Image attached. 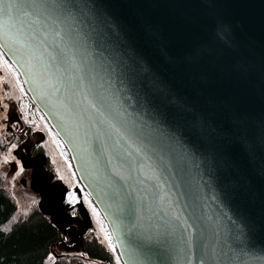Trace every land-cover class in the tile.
I'll return each mask as SVG.
<instances>
[{"label":"water","instance_id":"water-1","mask_svg":"<svg viewBox=\"0 0 264 264\" xmlns=\"http://www.w3.org/2000/svg\"><path fill=\"white\" fill-rule=\"evenodd\" d=\"M15 3L0 49L79 181L40 210L86 193L123 264H264V0Z\"/></svg>","mask_w":264,"mask_h":264},{"label":"rangeland","instance_id":"rangeland-1","mask_svg":"<svg viewBox=\"0 0 264 264\" xmlns=\"http://www.w3.org/2000/svg\"><path fill=\"white\" fill-rule=\"evenodd\" d=\"M7 60L0 49V183L10 194L11 199L14 200L16 215L18 216L21 213L37 208V204L40 201L39 192L33 190L29 184L33 182V185H36L37 182L43 181L45 177L43 174L30 172L31 166L30 168L21 166L22 162L20 163L17 156L18 142L16 144V142L11 140V133L16 131V128L17 130H25L28 138H41V147H43L48 157L47 159L50 161V167L53 170V172H50H52L51 178L55 184L54 192L70 188L79 181L75 174V169L73 170L72 168L71 158H68L61 140L59 142L58 138H56L44 115H41L37 121L35 119L28 120L27 123L29 122L30 126L25 124L20 118L17 108L20 109L19 102L22 95H24L22 96V103L26 105V94L22 89L21 80L17 77L13 66ZM30 130H36V132L30 135L28 133ZM13 144L16 145L15 148H12ZM41 156L42 154L40 153L35 157V160L40 162V167L45 168V166H41L43 163V157ZM17 161H19V164H17ZM20 177L26 179L24 185L19 182ZM49 182L52 181L50 180ZM82 196V200L89 210L88 217L83 218L80 216L76 221H73V223H76V227L65 231L64 239L51 246L46 258L47 261H52L58 255H76L82 257L88 264H106L98 259L88 258L83 254L81 240L83 232V237L91 234L112 249L113 240L103 217L94 207L95 205L91 199L88 196Z\"/></svg>","mask_w":264,"mask_h":264},{"label":"trees","instance_id":"trees-1","mask_svg":"<svg viewBox=\"0 0 264 264\" xmlns=\"http://www.w3.org/2000/svg\"><path fill=\"white\" fill-rule=\"evenodd\" d=\"M11 140L20 141L17 136ZM41 150L44 151L39 144L36 151ZM45 161L51 169L50 162ZM11 198L0 183V264H88L76 255H58L47 261L51 246L62 240L63 231L38 205L17 216L16 204ZM82 246L83 254L88 258L106 264H121L115 251L91 234L82 235Z\"/></svg>","mask_w":264,"mask_h":264},{"label":"flooded vegetation","instance_id":"flooded-vegetation-1","mask_svg":"<svg viewBox=\"0 0 264 264\" xmlns=\"http://www.w3.org/2000/svg\"><path fill=\"white\" fill-rule=\"evenodd\" d=\"M33 132H36V130H30L28 133L31 135ZM11 134L12 136H17L18 139L20 140L18 142V147H17V155L22 157L23 159V166L24 167H29L31 166V171L32 172H39L44 174L43 168L40 167V162L38 160H35L36 156L39 155L40 153L42 154L41 151H36V147L40 144L41 138L39 137H30L28 138L27 132L22 131L21 129L16 128V131H13ZM43 157V155L41 156ZM35 166L34 168H32ZM44 166V165H43ZM46 166V165H45ZM47 168V166H46Z\"/></svg>","mask_w":264,"mask_h":264},{"label":"built area","instance_id":"built-area-1","mask_svg":"<svg viewBox=\"0 0 264 264\" xmlns=\"http://www.w3.org/2000/svg\"><path fill=\"white\" fill-rule=\"evenodd\" d=\"M26 100V105H24L21 102V107H22V111L24 113L25 116L30 117L31 119H33L36 115V108L34 107L33 103L30 101V99L28 97L25 98Z\"/></svg>","mask_w":264,"mask_h":264},{"label":"snow or ice","instance_id":"snow-or-ice-1","mask_svg":"<svg viewBox=\"0 0 264 264\" xmlns=\"http://www.w3.org/2000/svg\"><path fill=\"white\" fill-rule=\"evenodd\" d=\"M3 4H4V0H0V5H3ZM15 8H16L15 0H9V2L6 5V7H0V14L11 15L12 11ZM15 147H16V145L13 144L12 148H15ZM13 159H15V158L13 157ZM17 164H19V161H17Z\"/></svg>","mask_w":264,"mask_h":264},{"label":"bare ground","instance_id":"bare-ground-1","mask_svg":"<svg viewBox=\"0 0 264 264\" xmlns=\"http://www.w3.org/2000/svg\"><path fill=\"white\" fill-rule=\"evenodd\" d=\"M65 148V147H64ZM65 151H66V153H67V156H68V158L70 157L69 156V154H68V152H67V150L65 149ZM71 162H72V160H71ZM78 187H80V189H81V185L80 184H78ZM103 220H104V218H103ZM104 222H105V220H104ZM106 223V222H105ZM106 226H107V224H106ZM107 230H108V226H107Z\"/></svg>","mask_w":264,"mask_h":264}]
</instances>
